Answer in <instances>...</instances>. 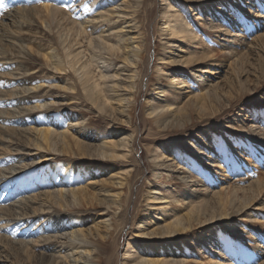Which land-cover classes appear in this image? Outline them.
<instances>
[{
  "label": "rangeland",
  "instance_id": "rangeland-1",
  "mask_svg": "<svg viewBox=\"0 0 264 264\" xmlns=\"http://www.w3.org/2000/svg\"><path fill=\"white\" fill-rule=\"evenodd\" d=\"M7 1L12 5L11 8L13 10L16 9L17 12L14 14L17 16L15 20H10L11 18H7L4 14V5L0 6V27L7 31L8 34H13L12 39L15 43L13 46L16 47V49L12 51L6 44L7 42L4 41L6 38L1 36L0 56L2 53L9 54L12 61L10 62L11 64L3 63V65H0V84L5 85V81L7 80L6 82L10 83V87L5 88L7 91L17 89V91L20 92L22 88L31 87L34 81L43 80V87L35 91L44 99L42 103L51 101H55L56 103L65 102L61 108L70 111H75V109H77V111L83 113L85 116H93L96 122L95 125L99 128L96 129L97 132H99V130L104 131L105 129H115L121 132V134L115 137L109 134L112 140L122 138L121 136L123 133H126V135L135 134V140L129 154L130 159H127L126 162L119 160V158L106 161V168L108 169L104 173L93 177L94 180H98L96 185H94V187H96L94 189H111L113 188V184L109 178L111 177L110 175L118 173L121 171L122 167H126L127 169L138 168V171L131 176L130 181L123 188V203L120 214H116L113 237L110 239L111 246L109 244L107 251L102 254L105 261L104 264H108L107 262L110 258L111 263L109 262V264H117V262L118 264H122L124 260L133 263L136 260L132 259V256L123 259L127 248L130 247L131 244H133V246L130 255L134 254V256H136L137 252H142L141 249L145 244L154 245V243L159 242L165 243V247H169V249L173 248L176 254H165L169 255L168 257H173L178 260L183 258L199 259L201 256H206L209 257L207 258L209 260L222 259L224 262L245 264V262L249 261L250 257L254 255L253 261L247 262L246 264H264V220L259 218L264 214V192L258 193L257 188V184L259 183L257 179H263L264 181V155H258V159L256 156L252 155V157L246 161H243L244 157L242 156L243 153H247L249 149H247L248 143L245 145L242 144V139L246 140L244 136L247 132L255 135L254 130H260L257 134L261 135V132L264 131V118L262 115L264 114V0H145V7L140 9L139 18L137 20H139L140 33L145 37L148 44L147 58L139 69L141 74L139 79L141 87L137 90L133 123L129 126L123 121L122 116L118 115L113 108L110 107L107 109V112H103V109L101 110L96 106L94 107L87 97V93L83 92L79 84H77V93H73L69 89H63L62 86L66 81L77 83L79 71L75 73L74 70L72 71L71 68L66 67L71 75L61 74L60 72H56L54 66L52 64L50 66L45 59L44 53L49 50V45H53V47L60 49L63 55L66 54V50L71 45L78 41L83 40L82 48L80 49L79 45H76L71 48L72 52L90 47L89 36L91 37L92 35L84 33V35L78 38L76 35V30H79L80 26L79 22L84 18L80 8L74 6L70 8V13H75L72 16L69 14V10H67L66 7L62 9L60 11L61 13L58 12L60 16H57L56 20H54L55 25L52 24L49 33H45L43 27L46 26V23L49 25V22L46 18V23H44L45 25L42 27V19L40 18V14H42V0ZM104 1L103 4L93 6L92 8L91 14L99 20V22L95 23L97 32H93V36L98 34L99 27L100 29H107L106 24H103V21L97 18L99 16L96 15L100 11H104L112 6L113 1ZM116 1L119 3V0ZM163 1L170 3L177 9L176 12H178L179 18L181 19L178 25L184 26V31L186 29H195L197 37L193 39L190 35L184 36L185 38L178 37L170 39L168 37L169 35L162 34L163 37H168V39H162L163 37L160 35L159 30L164 25L161 16L163 8H165L166 5L163 4ZM66 2H70V0H66ZM100 2H102V0H100ZM75 4L77 5V3ZM67 5L71 7V4L69 5L68 3L66 6ZM20 7L21 10L18 11L17 9H20ZM130 8L134 9L132 3H130ZM27 9L35 10L33 12H27ZM27 14L29 19H25ZM62 17L66 19L65 23L67 27ZM206 20L208 22L214 21L217 25H220V27H209L206 25ZM25 21L32 22V24L36 26L31 25L32 27H26L21 24ZM74 21L76 25H74ZM7 24H10V26H6ZM70 26L74 27L71 29ZM75 26H77V28ZM44 28L49 30L47 26ZM162 33H165V31H162ZM69 35L70 37H68ZM193 40L196 41L192 43ZM168 41H173L172 43L177 46L166 48V55H163L164 58H166L165 60H170L173 54L172 50H175L174 52H176L175 54H177V56L174 58H176V60H179L183 55L187 58L191 56L190 58L192 59L189 58L190 61H194L195 58L196 62L199 61L197 65H186L190 62L189 60H185V63L183 62L182 65L174 63L168 65L160 60V64L158 65L162 66V73L168 72L169 67H178L182 69V75L178 76L183 79V77L187 76L186 73H188V70L190 71L191 68L192 70L196 68L199 69L204 66V63H209L210 65L207 67L209 72L204 74V81L207 82L206 87L209 90L211 89L209 95H206L207 97L199 98L196 96L198 93L203 92V90L200 89L185 94L188 95L186 98L182 96L179 97L175 92V98H173L174 100L172 101L173 106H179L181 111L179 112V119L176 120L175 124H172V127L169 126V124L165 126L158 121L151 122L147 114L149 108L145 107L147 98L149 97L152 98L153 101L156 100L152 102V105H156L158 102H161L162 105L166 104L165 97L158 98V93H156V96H152L155 95L157 89H153L155 85L151 84V79L156 72L159 52L165 49V44L163 43ZM98 42L99 41H95V43ZM91 45L94 46V42ZM210 45L213 50L210 49ZM22 46H24L25 49H27L28 46H33L35 50V52L33 51L32 53L33 55H31L32 60L26 64L22 58L24 53H20V50H18ZM66 46L69 47L66 48ZM180 46L184 48L182 52L178 51ZM87 50L85 52V58L91 56L90 51ZM206 55L207 57H205ZM185 57L183 58L185 59ZM85 58H83V60ZM7 61L9 60L7 59ZM1 62L2 59H0V63ZM119 64L120 63H118L116 67H118ZM211 64H213V66H211ZM28 68L29 71L27 72L26 69ZM25 71L28 74L34 73L29 77L32 79H22L25 81L16 79V77H18L16 75L17 73L23 74ZM216 71H219V73H215ZM197 73L199 74V71H197ZM19 77H21V75ZM159 78L165 79L166 75L162 74ZM190 89L194 90L193 87ZM180 90L184 92L187 88ZM29 92L32 91L29 90L26 93L28 94ZM9 93L10 92H8V94ZM22 94L23 93L14 94L12 98H9V95H3L2 99L7 100L8 103L7 105H4L5 103L0 104V112H3V117L5 118V120L0 121V126L3 127L5 133L9 131L7 134L0 133V169H6L8 172L7 183L10 182L8 184H11L10 190L19 188L18 193L11 197V200L6 201V205L10 202L21 204L23 198L35 196L36 194H40L43 190H47V186L45 187V185L38 184V182L34 181L36 179L39 181L45 180L44 177L47 175V166L35 164L32 165L31 168L29 167V165L33 163V158H35V156H30L27 149L32 150L33 146L29 144L30 141L28 139L30 135L27 134L22 136L23 133H21V130L24 131V129H32L34 126H42V121H40V119L46 115H42L41 113L40 116H36V118L33 119L32 117L27 120L22 118L16 119L15 115L18 117L17 112L21 108L32 105L31 103H27V101L21 100L20 96ZM112 109L114 112H112ZM98 110H100V113ZM9 115H12V119L8 117ZM55 119L56 118L53 120ZM252 124H254V127L249 129V125ZM13 129H15V131ZM16 129L20 132L17 133ZM8 133H10V135ZM7 135L8 138L6 137ZM231 136H233V138H231ZM238 137H242V139L239 140L240 144H238L237 149L238 141L235 140V144H233L234 140L233 142L229 140ZM18 138L20 141L22 140L24 144L21 142L20 145H15L5 142L11 139L17 141ZM100 138H98L99 141L101 140ZM25 141L27 142L26 144ZM99 141L85 139L86 143L88 142L91 144V153L94 155L100 153L96 150L97 146H94L98 145ZM30 145L31 147H29ZM7 146H10L11 150L6 149ZM25 146H28V148H25ZM55 148L57 152L60 151L59 143ZM207 148L213 150L214 156L216 157L215 160L223 159L222 157L226 153L229 161L227 164H231L230 162L233 161L235 169L230 168L227 174L212 172L213 169L214 171H219V169H217L219 161L213 163V161L204 157L206 153L205 149ZM3 150H6V153ZM34 150L36 151V149ZM34 150H32V153H35ZM23 153H26V155H23ZM151 154H158L160 158L162 156L170 157L171 160L166 162H170L169 164L172 166L155 169ZM74 157L77 159L79 156ZM181 157H187L188 159H186V161H190L186 166L194 160L201 162L203 171L195 172V174L191 175L196 178V181L200 180V184H197L196 181H192L186 188L185 185L177 184V180L179 179L175 176L181 171H175V169H177L178 163L181 162L179 159ZM83 158L89 160V157ZM59 160L60 158H57L54 161ZM209 161H211L210 164H208ZM22 166L28 167L20 170ZM112 166L114 167L112 168ZM9 168H11V171H9ZM155 172L159 173H157V177L154 175ZM220 172L222 171L220 170ZM247 172L250 174L247 175ZM167 174L170 176H166ZM207 174L210 175V177L205 179L203 175ZM29 175L34 177L32 178L33 181L29 180ZM93 179L89 178L87 182ZM34 182L36 185H33ZM108 182H110L112 186L108 184ZM165 184L171 185L167 190L170 191L174 189L173 192H175V195L183 191L187 192V190L192 193V197L189 200H182L184 198L183 196L179 197L181 198L180 203L185 202L181 208L182 212L180 213H185L193 208V206L197 205L193 208L191 215V217H193L192 221L189 223L185 222L183 224L184 226H181V228H185L171 235L162 231L163 228H161L156 235H151L150 230L152 231V229L158 227V225L163 226L165 222L174 218V216H171L174 212V207L180 208L179 204L175 203L174 206L168 209V212L164 213L162 209H154L158 208L161 204L149 202L151 196L154 195V193L149 191L155 190V188H160L161 190L165 189ZM201 185L209 187V192L204 193V190H202L204 187ZM110 186L111 188H109ZM222 186L229 188L228 195L232 199L231 201H227L225 205L219 201L220 198L217 197L218 195H213L216 191L221 190ZM92 189L90 187L89 190ZM194 189L198 190L195 191ZM262 191H264V189H262ZM162 192L165 191L162 190ZM165 194L168 193L165 192ZM225 195L228 197L227 194ZM6 196L7 195H0L1 207L5 206V202L2 201L9 199ZM246 197L255 199L258 197V200L253 202L255 203L254 207H262L252 211L254 212L252 220L246 216V212L242 213L243 211L240 212L236 210V208H239L242 204L243 200H247ZM159 198L160 197L156 195V199ZM189 201H192V203H189ZM36 205L37 204H32L28 212L33 214L34 210L37 208ZM104 205L106 206V204L103 203V206ZM100 207V205L95 204L93 207L95 209L94 211L84 212L87 217L85 218L86 227L89 225L91 226L90 220H92L93 217L91 218L90 215L102 209V207ZM16 211L20 214L23 213L24 210H20L18 207ZM147 214H150L149 216L153 219V224H147L149 220ZM111 216H115L114 208L110 211V217ZM160 216L163 217L165 221L159 220ZM144 219H146V221H144ZM17 222H19V220L10 221L8 224H17ZM35 222L38 224H35ZM8 224L0 220V227H4L0 228V236L3 235V238L10 235L4 231L6 227L11 226ZM23 224V222H19V225L25 226L27 229L34 227L31 233L35 231L32 236L25 237V239L29 241L37 239L39 242L37 245H35V243L32 245L31 242L28 247L21 246V248L20 245H16L15 248L17 250H15L14 247L9 245L6 239H0V264H36V262H33L37 259H40V262L42 261L41 264H55L53 259L49 260V256H47V259L46 257L45 259L43 258L45 255L44 241H40V239L44 238L38 236V232L42 231L39 229H41L40 227L43 224H40L39 220L29 221L28 224ZM140 225H143V227H140ZM143 231L150 234L143 235L142 237L137 235V233ZM36 234L37 236H35ZM41 234L48 236L46 232ZM50 234H55V232ZM200 234L205 237L201 242H199ZM91 236V239L98 237L95 234ZM50 252L54 253V251H48L47 254L49 253L50 255ZM220 252H223V256ZM142 255L144 257L159 256L158 253L152 250L148 253H140V256ZM41 257L44 260H42ZM206 264H208V262H206Z\"/></svg>",
  "mask_w": 264,
  "mask_h": 264
},
{
  "label": "bare ground",
  "instance_id": "bare-ground-1",
  "mask_svg": "<svg viewBox=\"0 0 264 264\" xmlns=\"http://www.w3.org/2000/svg\"><path fill=\"white\" fill-rule=\"evenodd\" d=\"M115 1L116 0H110V2H112V6L96 14L97 16H99L97 18H100L103 21V24H106L107 29H100L99 27L98 34L96 36H93V32H97L95 23L99 22V20H97L94 15L91 14L92 8L93 6H99L100 4H103L105 2L104 0H102V2H100V0H70V2H66V0H42V14H40V18L42 19V27L43 25H45L44 23H46V18L49 22V25H47L46 23V26L49 27V30L44 28L46 26L43 27L45 33H49L50 27L52 26V24H54V20H56L57 16H60V11L65 7L67 8V10H69L68 12L69 14H71V16L74 15L75 13H70V8L74 6L79 7L80 11H82V15H84V18L81 19V21L79 22V30H76L77 38L79 36L81 37V35H84V33H89V35H92L91 37L89 36L90 47H87V49L90 51V57L85 58V52L87 49H82L79 51H74L73 49L74 52L71 51V48L76 45H79V48L81 49L83 40L78 41L74 44L72 43L73 45H71L70 47L66 46V48H69L66 50L65 55L62 54L63 52H60V49L53 47V45H49V50L44 53V56L47 63H49L50 66L51 64L54 66L56 72H60L61 74L65 75H71L70 72L67 71L66 67L71 68L72 71H75V73L79 71L77 83L66 81L65 84H63L62 86L63 89H69L71 90V92L77 93V84H79L83 92L87 93V97L94 105V107L96 106L98 109H103V112H107V109L110 107L113 108L118 115L122 116L123 121H125V123H127L129 126L133 123V115L136 108L135 106L137 99V90L139 89V87H141V82L139 81L141 74L139 69L145 63V60L147 58L148 44L146 42L145 37L140 33V25L138 24L139 20H137L139 18L140 9L142 7H145V0H119V3L118 1ZM68 3L69 5L71 4V7L68 5L66 6V4ZM75 3H77V5ZM130 3H132L134 9L130 8ZM163 4L166 6L165 8H163V13L161 16L162 20L164 21L163 27H161L159 30L161 36L162 34H167L169 35L168 37L170 39L178 37L185 38L184 36L190 35L193 39L197 37V32H195V29H186L184 31V26L178 25V23L181 22V19L179 18V14L178 12H176L177 9L175 7H173L170 3H167L166 1H163ZM2 5H4L5 8V16L9 19L11 18L10 20H15L17 16L14 14L15 12H17L16 9L13 10L11 8L12 5L7 0H3ZM17 10L20 11L21 7ZM34 10L35 9H27V12H33ZM27 18L28 14L25 19ZM62 19L65 20V23L66 19L63 17ZM73 23H75V21ZM21 24L25 25L26 27H32L31 25H34L32 24V22L28 21H25ZM8 25L10 26V24H7L6 26ZM74 25H76V23ZM206 25L213 28L220 27V25H217L214 21L208 22L206 20ZM73 27L74 26H72L71 29ZM75 27L77 28V26ZM162 31H165V33H162ZM1 36L6 38L4 41L7 42L6 44L12 49V51L16 49V47L13 46V44H15L12 39L13 34H8L7 31L0 27V40ZM68 37H70V35ZM168 37H163L162 39H168ZM73 38L77 39L76 37ZM95 41L99 42L95 43ZM195 41L196 40H193L192 43ZM93 42L95 44L94 46L91 45L93 44ZM172 42L173 41H168L166 43H163L165 44V49H163L162 52H159V58L156 64V72L151 79V84L155 85L153 89H157L155 95L152 96H156V93H158V98H166V104L162 105L161 102H158L156 103V105H152V102H155L156 100L153 101V99L150 97L147 98L145 104V107L149 108L147 110V114L151 122L158 121L165 126L169 124V126L171 127L172 124H175L176 120L179 119V112L181 111L179 109V106H173L172 101L174 100L173 98H175V92L176 94H178L179 97L182 96L183 98H186L188 95L185 94H188L190 92L192 93L195 90L200 89L203 90V92L198 93L196 96H198L199 98H205L209 95V92L211 90L206 87L207 82L204 81V74L209 72V70L207 69V67L210 66L209 63H204V66L199 69L196 68L197 70H192L191 68V70H188V73H186L187 76L183 77V79L178 76L182 75V69L178 67H169L168 72L162 73L163 68L162 66L158 65L160 64V60H162V62L164 61V63H167L168 65H172L173 63L177 65H182L183 62L185 63V60H189V58L191 57L190 56L189 58H187L182 55L179 60H176V58L174 57H176L177 54H175V50H172L173 54L171 55L170 60H165L166 58H164L163 55H166V48H172L175 46ZM183 49V46H180L178 48V51L182 52ZM210 49L213 50L211 45ZM18 50H20V53H24V56L22 58L23 61H25V64L32 60L31 55H33V51L35 52L33 46H28L27 49L22 46ZM1 56L0 59H2V62L0 63V65H3V63L11 64L10 62L12 61V58L9 54L2 53ZM183 57H185V59ZM205 57H207V55ZM83 58L85 59L83 60ZM7 59L9 61H7ZM195 60L196 58L194 59V61L191 60L192 62L189 60L190 62L186 65H197V62L199 60L197 59V62ZM118 63L120 64L118 67H116ZM211 66H213V64H211ZM26 70L28 72L29 68ZM197 71H199V74L197 73ZM27 72H22L23 74H14L18 76L16 77V79H19V81L32 79L29 77L34 73L28 74ZM215 73H219V71H216ZM162 74L166 75L165 79L159 78ZM20 75L21 77H19ZM6 81L5 85L0 84V104L5 103L4 105H7L8 103L7 100L2 99L3 95H9L8 97L12 98L14 94L18 93H23L20 96L22 101H27V103L32 104L26 108H21L18 112L16 111L18 113V117L17 115H15L16 119L22 118L24 120H27L28 118L31 119V117L33 119L36 118V116H40L41 113L42 115H46L42 117V119H40V121H42V126H34L32 129H28L30 131L24 129V131L26 132L21 130V133H23L22 136H25L27 134L30 135L28 139L30 141L29 144L33 146L32 150L36 149V151L34 150L35 153H32V150L27 149V151H29L30 156H35V158H33V163L29 165V167L31 168V166L35 164L47 166V175L44 177L45 180H34L38 182V184L45 185V187L47 186V190H43L42 192H40V194H36L35 196L23 198L21 200V204H18L16 202H10L6 205V201L11 200V197L15 196V194L18 193L19 188L10 190L11 184H8L10 182L7 183L8 172L6 171V169H0V195H7L6 197L9 198L2 201L5 202V206H0V220L7 222V224L10 221L16 220H19V222H23L24 224H28L29 221L39 220V223L43 224L40 227L41 229H39L40 231H42L38 232V236L44 238L40 239V241H44L45 255L43 256V258L45 259L46 257L47 259V256H49V260L53 259L55 264H104L105 261L102 257V254L107 251L110 244V239L113 237V228L115 224L114 222L116 219V214H120V209L123 203V188L130 181L131 176L138 171V168L127 169L126 167H122L121 171L115 173L114 175H110L111 177L109 178L113 186L110 184V182H108V184L113 187L111 188L110 186L109 188L111 189H94L96 188L94 187V185H96L98 180H94L93 177L95 175L104 173L108 169L106 168V161H112L119 158V160L126 162L127 159H130L129 154L132 150L133 142L135 140V134L126 135V133H123L121 136L122 138L112 140V138H110V135L112 137H115L121 134V132L115 129H105L104 131L99 130V132H97L96 129L99 128L97 125H95L96 122L94 121L93 116H85L83 113L77 111V109H75V111H70L65 110V108H61L65 104V102L56 103L55 101H51L42 103L44 99L41 98L40 95L35 91H37L38 88L43 87V80L34 81L31 84V87L22 88L20 92H18L17 89L7 91L5 88L10 87V83ZM70 87L73 89H71ZM192 87L194 88V90L190 89ZM183 88H187V90L184 92L180 90ZM29 90L32 92H29L27 94L26 92H28ZM8 92L10 93L8 94ZM113 109L112 112H114ZM98 111L100 113V110ZM3 115V112H0V121L5 120ZM262 115L264 118V114ZM8 117L11 118L12 115H9ZM54 118L56 119L53 120ZM253 127L254 124L249 125L248 128L251 129ZM0 130V133L3 134H7V132H9L7 131L5 133L2 126H0ZM13 130L15 131V129ZM259 131L254 130L255 135H252L253 133L247 132V134L244 136L246 140L242 139V137L229 140L231 142H233L234 140L233 144H235V140L238 141L237 149L238 144H240L239 140L242 139V144L244 145L248 143L247 149L249 148V152L247 151V153H243V161L249 160L252 155L256 156L257 159L259 158L258 155H264V131L261 132L262 136L260 134H257ZM16 132L18 133L20 131L16 129ZM8 134L10 135V133ZM6 137L8 138V135ZM98 138H100L101 140L99 141ZM231 138H233V136H231ZM85 139L90 141H99V144L94 146H97L96 150H98L100 153H97L95 155L91 153V144H89L88 142L86 143ZM18 140L14 141L11 139L10 141L5 142L20 145L22 140ZM26 143L27 142L25 141V144ZM58 143L60 145V151L58 150L59 152H57V149L55 148L58 146ZM31 145L29 147H31ZM26 147L28 148V146H25V148ZM6 149L11 150L10 146H7ZM205 150L206 153L204 154V157H206V159L213 161V163L219 161V164L217 165V169H219V171H214L213 169L212 172L227 174L228 171H230V168L235 169V164L233 161L230 162L231 164H227V162L229 161L228 155H226V153L223 155V159H220V161L215 160L216 157L214 156V152L212 149L207 148ZM3 151L6 153V150ZM23 155H26V153H23ZM74 156L79 157L76 159V157ZM83 157H89V160ZM151 157L155 169L167 168L169 166H172L171 164H169L170 162H166L171 160V158L168 156H162L160 158L158 154H151ZM57 158H60V162L54 161ZM179 159L181 162L178 163L179 165L177 169H175V171L181 172L175 177L179 179L177 180V184L185 185L186 188L190 182L196 181V178L192 177L191 175L195 174V172L203 171V167L200 161L198 162L194 160L188 166H186V164L190 162L186 161V159L188 158L181 157ZM211 161H209L208 164H210ZM27 167L28 166H22L20 167V170ZM113 167L114 166H112V168ZM220 170L222 172H220ZM9 171H11V168H9ZM157 173L158 172L154 173L155 177H157ZM246 174L248 175L250 173L247 172ZM166 176L170 175L167 174ZM203 177H205V179H208L210 175H203ZM32 178L34 177H31L29 175L30 181H33ZM89 178L93 180L87 182V179ZM257 181L259 182L257 184L258 193L264 192L262 191V189H264L263 179H257ZM196 183L200 184V180L196 181ZM33 185H36V183L34 182ZM90 187L91 189H93L89 190ZM169 187H171V185L165 184V189H162L168 194L162 192L160 188H155V190L149 191L154 193V195L151 196L149 202H156L157 204H161L158 208L154 209H162L164 213L168 212V209L171 206H174L175 203H178L180 208L174 207V212L173 214H171V216H174V218L168 222H165L163 226L158 225V227L152 229V231L150 230L151 235H156L158 233V230H160L161 228H163L162 231L168 233L169 235L175 234L176 231L185 228H181V226L185 222L189 223L190 221H192L193 217H191V215L193 212V208L197 204L193 206V208H191L189 211L185 213H180L182 212L181 208L183 207L185 202L180 203L181 198H179L183 196L184 198L182 200H189L192 197V193L188 192L187 190V192L183 191L182 193L175 195V192H173L174 189H171L170 191L167 190ZM203 187L204 188H202V190H204V193H208L209 187ZM194 190L196 191L198 189ZM228 190L229 188H225L224 186H222V189L216 191L213 195H218L217 197L220 198L219 201L223 203V205H225L227 201L232 200L228 195ZM225 194H227L228 197H226ZM156 195H158L160 198L156 199ZM258 197H256V199L246 197L247 200H243L242 204L239 206V208L237 207L236 210L240 212L243 211L242 213L246 212V216L250 218V220H252V216H254V212L252 211L254 209L258 210L262 208L260 206L254 207L255 203L253 202H256V200H258ZM103 203L106 204V206L104 205L105 207L103 206ZM189 203H192V201H189ZM32 204H37V208L34 210L33 214L31 212H28ZM95 204L103 207L102 209L98 210L95 213L93 212V214L90 215L91 218L93 217L92 220H90L91 226L89 225L88 227H86L85 218L87 217L84 212H88L91 210L94 211L95 209L93 207L95 206ZM18 207L20 208V210H24L23 213H17L18 211L16 210L18 209ZM113 208L115 209V216L110 217V211H112ZM259 218L264 220V214H262ZM163 219L164 218L160 216L159 220ZM144 221H146V219H144ZM19 222H17V224H8L11 226L6 227L4 231L9 233L10 235L5 236L4 238L2 237V235L0 236V239H6L9 245L14 247L15 250H17L15 248L16 245H20V248L21 246L28 247L31 242L32 245H34V243L35 245H37V243L39 242L37 239L33 241L25 239V237H29L34 234L35 231L31 233V230L34 227H28L30 229H27L25 228V226L19 225ZM35 224L38 223L35 222ZM147 224H153V219L150 218V216ZM141 226L143 227V225H140V227ZM43 232H46L48 236H44L43 234H41ZM52 232H55V234H50ZM150 233H146L143 231L137 233V235L142 237L143 235H149ZM92 234H95L98 237L95 239H91V237H93L91 236ZM35 236H37V234ZM203 239H205V237L200 234L199 242L203 241ZM132 246L133 244H131V246L127 248L123 259L132 256V259H135L136 261L131 263L124 260V263L122 264H206V262H208V264H237L231 262H224L222 261V259L209 260L207 259L209 257L206 256H201L199 259L183 258L178 260L173 257H168L169 255L165 254H176V251H174L173 248L169 249V247H165L166 245L163 242L154 243V245L145 244V246L141 249L142 252H140L143 254V252L148 253L150 252V250H152L153 252L159 254L158 257H144L143 255L140 256L139 252H137V255L134 256V254L130 255ZM48 251H54V253L50 252L51 254L49 255V253L47 254ZM222 253L223 252H220V254L223 256ZM253 259L254 255L250 257V260L247 262L253 261ZM110 260L111 258L108 260V264ZM35 262L36 264H41L42 261L40 262V259H37L34 260L33 263ZM247 262H245V264Z\"/></svg>",
  "mask_w": 264,
  "mask_h": 264
},
{
  "label": "snow or ice",
  "instance_id": "snow-or-ice-1",
  "mask_svg": "<svg viewBox=\"0 0 264 264\" xmlns=\"http://www.w3.org/2000/svg\"><path fill=\"white\" fill-rule=\"evenodd\" d=\"M2 4H3V0H0V6H2Z\"/></svg>",
  "mask_w": 264,
  "mask_h": 264
}]
</instances>
